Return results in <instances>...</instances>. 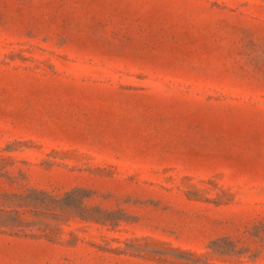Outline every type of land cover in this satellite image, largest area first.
<instances>
[{
  "label": "rangeland",
  "instance_id": "rangeland-1",
  "mask_svg": "<svg viewBox=\"0 0 264 264\" xmlns=\"http://www.w3.org/2000/svg\"><path fill=\"white\" fill-rule=\"evenodd\" d=\"M0 264H264V0H0Z\"/></svg>",
  "mask_w": 264,
  "mask_h": 264
}]
</instances>
